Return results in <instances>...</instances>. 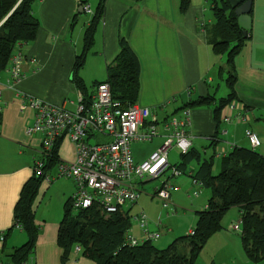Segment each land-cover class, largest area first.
<instances>
[{
    "label": "crops",
    "instance_id": "0c3cea01",
    "mask_svg": "<svg viewBox=\"0 0 264 264\" xmlns=\"http://www.w3.org/2000/svg\"><path fill=\"white\" fill-rule=\"evenodd\" d=\"M99 1H37L34 14L40 22L39 31L33 40L21 46L23 58L20 64L24 76L14 81L9 66L0 71L2 264H11V254L28 240L24 229L13 226L14 210L24 185L33 176L34 162L41 153L38 134L27 133V128L33 124L35 111L31 107L21 110L23 96L29 95L68 109L76 108L83 94L73 74L75 58L82 51L85 29L93 19ZM82 2L89 5L91 13L84 10ZM182 2L105 0L94 45L79 72L87 95L94 93L98 82L107 80L108 67L121 51V40H125L140 65L137 103L151 109L153 120L160 122L174 114L182 116V109H190L187 131L192 135V148L206 157L214 154V164L216 158L220 159V167L222 156L233 147H252L246 137L247 130H252L261 138V144L255 149L264 155V0H253L249 14V39L235 60L236 98L220 111V121L216 119L215 109L218 100L228 96L230 90L226 81V57L216 56L207 38L206 27L214 22L211 3L209 0H190L187 9L183 10ZM207 95L215 96L216 100L208 105H192L199 97ZM214 135L216 138H213ZM65 139L57 147L58 158L60 161L74 160L75 146L68 138L69 141ZM154 141L156 145L148 155L136 157L133 154L136 162L147 160L162 144L163 137L146 142ZM213 142L216 143L214 146L211 145ZM53 168L46 170L52 179L49 182L43 179L37 196L45 193L48 187L58 186L66 198L63 202L65 206L75 191V183L68 177H64L68 178L67 181H56L55 178L63 176L57 175L58 165ZM193 170L195 167L190 174ZM189 176L194 185L193 177ZM34 204L39 233L35 248L24 264H96L82 255L79 246L80 249L75 247L67 259L63 258V248L57 239L64 206L62 214L40 216L42 202L37 206ZM206 207L207 204L197 208L203 210ZM239 214L241 221L240 210ZM233 224L230 223L229 230L241 233L232 228ZM228 234L232 237L231 233Z\"/></svg>",
    "mask_w": 264,
    "mask_h": 264
},
{
    "label": "trees",
    "instance_id": "16d2710c",
    "mask_svg": "<svg viewBox=\"0 0 264 264\" xmlns=\"http://www.w3.org/2000/svg\"><path fill=\"white\" fill-rule=\"evenodd\" d=\"M39 0H0V71L4 70L21 46L33 40L39 31L40 22L34 14V6ZM214 22L206 27L207 38L216 56H225L228 70L226 81L229 94L218 100L215 113L220 121V111L236 98V57L242 51L248 34H244L227 0H209ZM85 3L82 2V5ZM190 0H183L186 10ZM105 0H100L95 15L84 33L83 48L75 58L73 74L78 88L85 99V83L79 72L84 66L87 54L94 45L95 32L102 20ZM121 51L115 62L108 67L106 81L112 94L126 107L137 103L139 95L140 65L137 56L125 40H121ZM101 82H98L99 84ZM213 95L199 97L192 105H208L215 101ZM216 138V135L213 136ZM58 143L48 156L44 171L60 163ZM216 143H211L214 146ZM213 154L204 156L192 148L181 154L174 166L183 174L186 166L196 163L190 174L202 182L203 187L211 189L207 207L197 212L194 234L174 239L167 247L159 248L153 241L139 246L125 242V232L131 227L129 213L117 211L106 214L98 207L75 210L70 201L64 206V216L58 230V244L63 248V258L67 259L73 249L79 246L82 255L96 264H195L208 238L221 229L222 218L228 209L238 207L241 213V239L248 257L259 262L264 260V155L253 147L235 146L221 158L218 174L213 173ZM44 176L35 172L24 185L14 210L13 226H20L28 234L25 244L17 247L11 254V264H24L35 248L39 226L35 222L33 203ZM194 186L197 187L196 184ZM75 210V211H73Z\"/></svg>",
    "mask_w": 264,
    "mask_h": 264
},
{
    "label": "built area",
    "instance_id": "2783aa9c",
    "mask_svg": "<svg viewBox=\"0 0 264 264\" xmlns=\"http://www.w3.org/2000/svg\"><path fill=\"white\" fill-rule=\"evenodd\" d=\"M83 7L88 13L92 12L89 5ZM17 48L8 64L14 81H19L24 76L20 64L23 58L20 43ZM23 98L21 110L31 107L35 111L33 124L27 128V133L42 137L43 150L34 162V172L37 176H44L46 181L52 179V175L47 174L44 168L52 149L63 138H68L75 146V159L60 161L57 173L58 176L73 179L75 183V191L70 199L75 210L98 207L106 214L126 212L122 208L124 204L129 203L132 206L138 201L140 191L136 186L139 183L158 178L168 170H171L175 177L183 174L181 169L170 162L169 154L175 147L180 150V154H186L193 146L192 135L187 131L190 109H182V116L174 114L159 122L152 119L151 109L147 106L135 103L126 107L121 100L113 96L108 82L97 84L90 99L81 95L75 109L29 95H24ZM160 136L163 137V142L151 156L143 162H136L132 143L152 141ZM246 137L253 148L262 142L252 130L246 131ZM92 139L96 141L93 143ZM165 182L155 189V193L162 200L163 208L168 209L171 191L178 187L167 185ZM193 182L202 188V182L196 179ZM200 192L201 190H198L195 194ZM129 216L139 225L141 235H136L132 227L127 229V245L139 246L161 236L159 230L150 228L143 212ZM232 228L241 231L242 222L234 223ZM194 233V229L189 232Z\"/></svg>",
    "mask_w": 264,
    "mask_h": 264
},
{
    "label": "rangeland",
    "instance_id": "374dc122",
    "mask_svg": "<svg viewBox=\"0 0 264 264\" xmlns=\"http://www.w3.org/2000/svg\"><path fill=\"white\" fill-rule=\"evenodd\" d=\"M225 125L226 123H224V126ZM160 129H163L162 124L160 125ZM37 136L40 138L39 149L40 152H42V137L40 135ZM65 141L69 140L66 138ZM95 141V139L91 140L93 143ZM155 145L156 141H141L134 142L131 148L133 154L139 157L148 155L150 151L154 149ZM170 152V162L172 164L179 162L181 159L180 150L175 147ZM193 167L196 168V163H189L186 166V172L179 177L173 176L172 171L168 170L158 178L144 180V182L136 186L140 191L138 201L132 206L129 203L122 206L123 210L128 212L131 216L140 212L146 215L152 229L159 230L161 233L158 239L153 240L154 244L159 248L167 247L174 239L186 236L191 229H194L197 222V211L200 210L197 207H204L205 204L208 203V199L211 195L210 188L204 186L201 189V194H195V191H198L199 187H194V185H192L191 177L189 176ZM52 170H54V168L51 169V171ZM219 171L220 159L216 158L213 172L217 174ZM55 179H57L56 181H67L66 179L68 178L57 177ZM164 182L167 185L178 187L171 191L170 207L168 209L163 208L162 200L155 193V189L164 185ZM49 189L50 187L46 190V194H38L39 197L36 196L34 201L35 204L33 203L34 206H37L39 202H42V208L38 213L40 216L44 214L55 216L59 213H63V202L66 200V198L63 197L64 194H61V190L58 186ZM57 202H59L62 207H60ZM239 222V208L232 207L228 209L222 218L221 229L208 238L195 264H264V260L259 262L252 261L244 250L240 233L229 230L230 223ZM132 226L136 235H141L140 227L135 221H132ZM228 233H231L232 237L236 239L237 242H235Z\"/></svg>",
    "mask_w": 264,
    "mask_h": 264
},
{
    "label": "water",
    "instance_id": "95a60500",
    "mask_svg": "<svg viewBox=\"0 0 264 264\" xmlns=\"http://www.w3.org/2000/svg\"><path fill=\"white\" fill-rule=\"evenodd\" d=\"M230 9L234 11L238 17V23L243 30V33L248 34L251 29V20L249 14L251 13L253 0H227ZM82 8V7H81ZM80 8V10H82Z\"/></svg>",
    "mask_w": 264,
    "mask_h": 264
}]
</instances>
